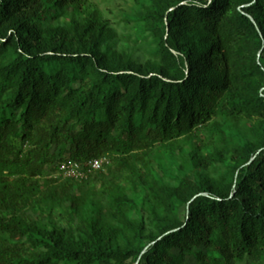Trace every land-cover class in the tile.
<instances>
[{
  "label": "trees",
  "instance_id": "1",
  "mask_svg": "<svg viewBox=\"0 0 264 264\" xmlns=\"http://www.w3.org/2000/svg\"><path fill=\"white\" fill-rule=\"evenodd\" d=\"M130 1L0 0V264H264V0Z\"/></svg>",
  "mask_w": 264,
  "mask_h": 264
},
{
  "label": "rangeland",
  "instance_id": "2",
  "mask_svg": "<svg viewBox=\"0 0 264 264\" xmlns=\"http://www.w3.org/2000/svg\"><path fill=\"white\" fill-rule=\"evenodd\" d=\"M102 10L103 15L108 19L109 23L115 25L119 18L122 17V12L128 8L132 2L130 0H93ZM117 31L126 32L127 29L122 25H117Z\"/></svg>",
  "mask_w": 264,
  "mask_h": 264
},
{
  "label": "built area",
  "instance_id": "3",
  "mask_svg": "<svg viewBox=\"0 0 264 264\" xmlns=\"http://www.w3.org/2000/svg\"><path fill=\"white\" fill-rule=\"evenodd\" d=\"M105 163H108L107 158H93L88 160L84 164L77 162L70 163L68 165H63L61 168L63 170V175L67 177L80 178L85 175L84 169L86 171H93L100 169Z\"/></svg>",
  "mask_w": 264,
  "mask_h": 264
}]
</instances>
